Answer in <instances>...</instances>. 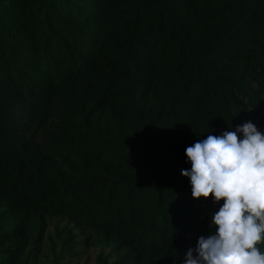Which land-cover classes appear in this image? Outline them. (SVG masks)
<instances>
[{
  "label": "trees",
  "instance_id": "trees-1",
  "mask_svg": "<svg viewBox=\"0 0 264 264\" xmlns=\"http://www.w3.org/2000/svg\"><path fill=\"white\" fill-rule=\"evenodd\" d=\"M247 121L264 0H0V264H182L185 148Z\"/></svg>",
  "mask_w": 264,
  "mask_h": 264
},
{
  "label": "clouds",
  "instance_id": "clouds-1",
  "mask_svg": "<svg viewBox=\"0 0 264 264\" xmlns=\"http://www.w3.org/2000/svg\"><path fill=\"white\" fill-rule=\"evenodd\" d=\"M185 154L191 196L211 194L219 207L210 213L214 231L197 238L182 264H264V133L247 121L198 139Z\"/></svg>",
  "mask_w": 264,
  "mask_h": 264
}]
</instances>
